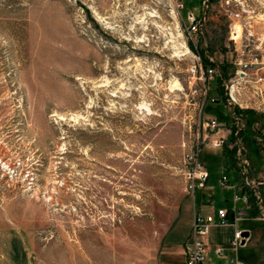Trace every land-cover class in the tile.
<instances>
[{
  "label": "rangeland",
  "instance_id": "obj_1",
  "mask_svg": "<svg viewBox=\"0 0 264 264\" xmlns=\"http://www.w3.org/2000/svg\"><path fill=\"white\" fill-rule=\"evenodd\" d=\"M227 1L253 11L244 16L264 62V0H0V264H151L179 212L186 230L193 205L210 216L243 208L231 133L201 150L202 191L188 193L179 172L207 118L234 126L226 104L222 117L206 111L220 67L232 72ZM189 13L205 19L193 39ZM196 53L218 63L210 83L188 71ZM256 124L259 134L241 135L259 149L255 159L246 145L249 182L264 181V118ZM258 205L252 221L213 225V239L248 228L260 253Z\"/></svg>",
  "mask_w": 264,
  "mask_h": 264
},
{
  "label": "built area",
  "instance_id": "obj_2",
  "mask_svg": "<svg viewBox=\"0 0 264 264\" xmlns=\"http://www.w3.org/2000/svg\"><path fill=\"white\" fill-rule=\"evenodd\" d=\"M178 2V9H182V0ZM208 0H202L206 5ZM225 15L228 22L227 48L233 54L231 61V74L227 80L222 81L223 97L225 104L231 109V122L234 125L232 131L223 126L216 118H207L202 125L203 133L198 135L195 144L187 150L182 157L179 172L185 182L186 191L192 195L196 190L204 189L209 178V171L201 161L200 153L204 147L216 150L221 149L228 140L229 134L232 137L234 162L242 176L243 186H250L247 170L250 166L248 149L244 138L241 136L246 122L242 114L235 115V107L240 110H250L257 114L264 115V62L260 56L261 44L257 43L258 38L252 30V22L244 13L253 12L244 8L233 7L229 1L226 2ZM203 15L189 13L185 18L183 33L190 39L198 35L204 24ZM207 65L199 53H196L195 61L188 68V71L197 75L199 81L210 83L217 74L218 63L212 55L206 56ZM211 98V103L214 102ZM252 132L259 134L257 124L253 126ZM235 201L247 202V197L234 194ZM261 209L260 205H258ZM227 211L218 209L215 216H204L197 211L193 212L189 245L186 252V264H211L207 261V248L204 239L210 232L213 225L227 226ZM243 237L240 231H235L230 242V248L234 254L227 255L225 249L220 246L211 248L214 256L227 264H243L237 254V249Z\"/></svg>",
  "mask_w": 264,
  "mask_h": 264
},
{
  "label": "crops",
  "instance_id": "obj_3",
  "mask_svg": "<svg viewBox=\"0 0 264 264\" xmlns=\"http://www.w3.org/2000/svg\"><path fill=\"white\" fill-rule=\"evenodd\" d=\"M230 113H231V111H230ZM251 165L253 167H255V168H253L254 169L253 171L256 172L257 168H258V162H254V160H251ZM263 168H264V165H263ZM209 177H210V174H209ZM253 178L254 179L251 180V182L254 181L257 185L264 184V181H260L255 177H253ZM208 180H209V178H208ZM208 180H207V182H208ZM239 186H240L239 187L240 189L238 190L239 192L237 194H239V196L247 197V202L244 203L242 201V203L244 204L243 208L236 206V207H233L232 209H226V211L234 210L235 222L239 217H245V218L249 219L250 221H252L255 219V217L252 218V217L248 216V214H249V212H248L249 211L248 197H249V195L256 196V194L258 192V186L255 188V186L251 183L250 186L244 187L242 184V180H240ZM229 187L230 186H228V188ZM200 191H202V190H200ZM233 191H234V194H236V190L233 189ZM219 209H222V208H219ZM194 210H197V212H199L200 214H202L204 216H209L205 213H201V208H196L193 205V212H194ZM181 216L182 215L179 212V214L173 219L170 226L163 233V235L160 239V243H159V246L157 248L156 254L151 260V264H186V252H187V246L189 245V235H190V231H191L192 221H190V223H188L186 230H183L182 228L180 229L178 226V222L181 220ZM214 226H216V225H214ZM237 230L238 229H235L233 232H230V235H229L230 237L227 238L226 241H222V242L214 240L213 237L216 233H213L212 229L210 230L209 234L204 239V243H205L206 248L208 250L207 261L209 263H211V264H227L226 259H223V260L217 259L214 256L213 252L211 251V248H213L215 246H220V247L224 248L226 250L225 253L227 255H229L230 253L227 251V247L230 246L229 243L233 239L235 231H237ZM243 230H246V231L249 230L250 231V237L248 238V240L245 241L244 247L240 250V253L238 255L240 261L243 264H264V247H262L260 245V248H259L260 253H256L255 248H257L256 244L258 243V241L256 242V239L252 238L253 233L250 229L246 228ZM238 231H241V230H238ZM249 240L255 241V243L254 244H252V242L248 243Z\"/></svg>",
  "mask_w": 264,
  "mask_h": 264
},
{
  "label": "trees",
  "instance_id": "obj_4",
  "mask_svg": "<svg viewBox=\"0 0 264 264\" xmlns=\"http://www.w3.org/2000/svg\"><path fill=\"white\" fill-rule=\"evenodd\" d=\"M208 1H209V3H212L215 0H208ZM204 51H206V50L200 51V55H203ZM204 64H205V66L207 65L206 62H204ZM220 72H221L220 76L217 79V83L219 85L218 86V96H219V98L215 99L213 103L208 102L207 105H206V111H208L209 113H212L214 115H218V116L222 117V115H220V111H217V109H218V105L220 103L225 104L224 97H223L224 90H223V86H222V81L223 80H227L229 78V76H228V67L226 65L221 66L220 67ZM233 113L235 115L242 114L244 116L245 122H246V128H247L246 131H251V129H253V126L257 123V121L259 119L264 118V116L261 115V114H257V113H255L253 111H250V110L242 111V110H240L237 107L234 108ZM229 120H231V117H229ZM247 138L248 137L244 138V140L246 142V145L249 146L252 149V153H253L254 158L255 159H259V157H260L259 149L256 148V147H253L254 141L253 140H248ZM228 153H229V158H231L232 154H233V150L228 151ZM222 161L225 162V158H224V160H221V163L224 164ZM223 167H224V165H223ZM258 202H261V205L264 207V198H263L262 195H259L258 198H257V196L249 195V197H248V203H249V211H248L249 214H248V216L249 217L254 218V217H256L258 215V213H259Z\"/></svg>",
  "mask_w": 264,
  "mask_h": 264
},
{
  "label": "water",
  "instance_id": "obj_5",
  "mask_svg": "<svg viewBox=\"0 0 264 264\" xmlns=\"http://www.w3.org/2000/svg\"><path fill=\"white\" fill-rule=\"evenodd\" d=\"M226 218H227V221L229 222V224L233 225L235 223V212H234V210H228L227 214H226ZM248 236H249L248 231L241 232V237H243V239L247 238ZM241 244L244 245V240H242Z\"/></svg>",
  "mask_w": 264,
  "mask_h": 264
}]
</instances>
